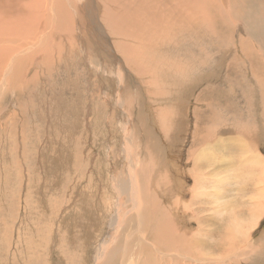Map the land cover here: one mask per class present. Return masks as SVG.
Wrapping results in <instances>:
<instances>
[{"label":"rangeland","instance_id":"1","mask_svg":"<svg viewBox=\"0 0 264 264\" xmlns=\"http://www.w3.org/2000/svg\"><path fill=\"white\" fill-rule=\"evenodd\" d=\"M171 1L175 2L168 0ZM210 1L211 4H205L207 10L202 19L206 16L208 18L209 14L212 15L208 20L203 19L205 22L200 23L202 26L199 29L195 28L200 30L199 33L189 26L181 29L155 25V30L165 29L167 37L149 43L147 61L150 60L152 44L159 41L161 45L160 41L169 39L167 47L161 53L157 51L155 57L158 61L148 65L149 68L153 67L156 74L150 73L151 71L135 73L117 49V42H120V39L116 37L123 34L113 37L108 35L109 30L104 28L99 29L98 32L93 30L94 23L89 24L86 20L84 23L86 29H82V33L77 30V35H75L76 31L71 33L74 35L73 38L70 35L67 39L64 37L61 39L63 52L57 48L58 38L54 55L52 48L50 53L47 49L37 50L36 56L32 58L34 61L26 65L29 66L27 70L25 66L23 72L25 76L15 81L11 85L13 88L3 99H0V264H69L70 262L94 264L97 255L95 247L103 233L108 232L110 222L114 218L109 215V211L111 210L112 213L113 208L106 207L105 210L103 204H111L115 211H121L123 208L127 210L124 205L120 208V203H123L126 197H118L112 179L118 175L117 172L122 173V176L128 174L129 177L125 154L123 157L125 150H122L121 137L124 134L121 128L129 120H133L131 124L134 130H141L137 134L139 143L142 142L143 146L154 145V155L163 161L167 155L166 147L163 143H160V147L157 146V140H161L162 136L165 139V135L171 134L166 144L178 142L183 157L176 160L186 164V166L182 165V170L189 176L188 182L185 185L183 182L181 186L185 193L194 180L190 176L189 163L182 158H185L191 141V132L195 129L197 131L195 142L198 139L196 147L204 142L200 136H205L207 102L211 103L209 106L213 112L220 115V122L225 118L236 119V117L242 122L234 121L230 127L219 122L216 126H225L219 132L220 137L224 136L222 140L212 143V137L208 136L205 144L209 143L207 149L209 155L206 156L210 157L212 162L205 166L209 169L207 175L211 172L213 183L207 181L205 184L215 187L214 191L221 199H216L208 189L211 197L202 196L199 199L200 204L199 202L192 204L194 206L192 211L189 206L187 207L189 209L183 207V211H180L181 215L184 212L181 219L175 214L178 221H182L178 222L180 227L177 223L178 228L185 229L188 233L191 229H198L196 222L190 220L189 216L196 208H200L201 214L211 209L215 220L219 221L216 224L226 227L228 233L223 239L224 233L217 229L218 232L208 240L209 243L203 244L202 240L206 239V234L215 232V228L219 225L208 229L204 221L205 217L199 216L202 218L200 223L208 230V232L202 230L199 232L203 244L201 252L209 250L208 253L217 258L219 245L236 244L240 246H237L236 253L240 252V256L243 255L238 264H264V247L258 248V245L264 244V208L259 207V184L255 179L257 174L251 173L252 166L258 163L251 161L255 159L249 157L240 158L243 152L238 150L237 145L240 144L238 138L241 133L256 132L257 139L264 135V85L258 81L259 77L264 79V0H226V5L220 0L219 8L213 5L214 0ZM158 9L160 13L162 11L163 16V10L160 7ZM167 10L170 11L169 8ZM216 11L221 12L216 13ZM209 19L213 23H208ZM156 21L159 22L155 20L156 24ZM209 26L213 29L217 27V31L211 30ZM102 32L104 37L101 38ZM221 37L224 42L221 41ZM140 48L142 49L143 46L140 45L139 51ZM108 49L111 51L116 49L117 53L112 54ZM183 51L184 55L181 54L184 53ZM43 53L48 54L47 57L44 58ZM62 53L67 57L65 58ZM121 58L125 66L132 71V82L125 91L117 87L118 69L123 70L124 66ZM181 59L185 63V68L181 72L178 71V77L186 82L180 83L179 79L175 78L178 84L174 85V81L169 78L177 64L172 61ZM192 59L196 72L189 68ZM40 60L49 63L44 66ZM125 66L124 68L127 69ZM150 76L153 79L152 84H149ZM190 76H192L191 80H189ZM145 86L155 90L162 86L164 90L157 99L147 95L144 91ZM206 91L209 92L208 95ZM169 107H171L169 111L163 112ZM174 112H178L177 116L182 120L176 119ZM139 123L141 125H138ZM212 128H216L214 121ZM227 132L230 133L229 136L223 135L228 134ZM175 138L179 140L175 141ZM251 141L256 145L258 143ZM260 141L261 137L258 146L264 154V140ZM244 143L241 142V146H244ZM255 149L256 153L258 149ZM242 151L248 156L246 148ZM145 155L148 156L146 153ZM178 155L176 153V157ZM165 162H161L162 165H151V162L146 161L137 163L138 167L142 168L141 174L139 173L140 179H145V175L149 180L155 176V180L165 179L168 187L163 185L162 187L168 188L169 191L170 179L177 177L172 173L169 174L171 168L169 169ZM203 170L201 168L202 174L205 175ZM246 170H250L249 173L252 177L254 175L255 180L250 174L245 175ZM239 171L241 173L244 171L245 176ZM218 176H223V180L217 183ZM154 189L159 195H167L169 209L173 207L171 209L173 210L174 204H178L175 197L180 196V193L173 188L167 193L159 191L156 187ZM188 192L184 198H188ZM199 192L201 188L196 191V197ZM103 197H107L108 201ZM170 199L172 202H169ZM159 200H162L164 205L167 202L162 197ZM101 208L102 212L99 214ZM168 212L171 216V211ZM175 217L172 215L174 222H176ZM87 228L89 234V231L85 232ZM244 240L252 241L251 247L240 243ZM224 252L225 249L222 253ZM209 260L216 262L213 259Z\"/></svg>","mask_w":264,"mask_h":264},{"label":"bare ground","instance_id":"2","mask_svg":"<svg viewBox=\"0 0 264 264\" xmlns=\"http://www.w3.org/2000/svg\"><path fill=\"white\" fill-rule=\"evenodd\" d=\"M174 1L175 2H172V1L168 2V0H0V99H3L4 96L6 95V93L13 88L11 85L15 81H19L20 79H22L25 76V75H23L24 74L23 72H25V66L27 64L29 65L30 61L31 62L34 61V59H32V58L36 56L35 54H37V52H38L37 50H40V49L46 50L47 49L48 52L50 53V50L52 48V54H53L54 48L57 45L56 44L57 40L59 39V43H58L57 48L63 52V44H62L63 41L61 43V39L63 37L65 39H67V36H70V35H72V38H73L74 35L71 33L76 31L75 35H77V30L81 32L82 29H86L85 24H84L85 20H86V22L88 21L87 23H89V24H90V22L94 23V28L93 27L92 28H93V30L95 29L98 32H99V29L103 30V28H104L105 30L107 29V31L109 30L108 35H111L113 37H116V35L123 34L122 36L120 35L121 37L120 36L116 37L117 39H120V42H117V44H118L117 49L121 53V55L124 57V59L128 63V65L134 70L135 73L142 74V73L151 71L150 73L156 74V72L154 73V71H153V67L149 68L148 65L153 63V62L158 61V59L155 57L156 54L158 53L157 51H160V53H161V51L165 47H167V45L169 43V39H167V41H165V40L160 41L161 45L158 43L159 41L153 43L151 51L149 53V59L150 60L147 61L148 57H146V56L148 54V52H147L148 48L147 47H148L149 43H152L153 40L156 41L160 38H166L167 37L166 33H165L166 30L163 28H160L161 30H155L156 26L162 25L161 27H163V26L165 27V25H166L167 28L169 26H173V27H180L181 29L186 28V26H189L192 30H193V28L199 29L200 26H202V25H200V23L204 24L203 22H205L204 20L207 18V16H206L205 19L203 18L204 20L202 19L203 15L205 16V11L207 10L206 9L207 6L205 4H211L212 3V1H210V0H174ZM222 1H223L224 5H226V0H222ZM213 5L217 8H219L221 6V1L218 0V2H215V0H214ZM159 7L163 10V13H164L163 16H165V17H163L161 15L162 11L160 13V11L158 9ZM168 8L170 9V11L167 10ZM208 11H209V13H211L210 10H208ZM217 12H221V11H216V13ZM219 14H221V13H219ZM211 15L209 14L208 18H210ZM237 16H239L238 13H237ZM221 17L223 18V15ZM208 18H207V20H208ZM223 19H225V18H223ZM232 19H234V18H232ZM155 20H159V22L156 21L157 22V24H156L154 22ZM209 21L210 22H208V23H213V21H211L210 19H209ZM215 21H216V19H215ZM213 25L214 24H212V26ZM189 29H187V30H189ZM198 29H195V30H198ZM212 29H213V27L211 28V30ZM214 29L216 30L217 27ZM214 29H213V31H214ZM199 32H200V30H198V33ZM98 35H100V33ZM102 35H103V32L101 33V38L104 37ZM142 35H144V37H142ZM226 35H228V34H226ZM79 36H81V35H79ZM113 37H111V38L113 39ZM72 38H70V39L74 40ZM227 38H225V39H227ZM221 39H222V37H221ZM221 41H223V39ZM186 42H187V40H186ZM68 43L71 44V42H68ZM114 43L116 45V41H114ZM73 45H74V43H73ZM102 45H103V43H101V46ZM140 45H141V47L143 46V48L142 49L140 48V51H139ZM204 45H206V44H204ZM205 47H207V45ZM67 48H69V47H67ZM152 49H153V51H152ZM181 49H184V48H181ZM108 50H110V49H108ZM201 50H203V47ZM42 51H44V50H42ZM110 52L112 54L114 52L117 53L116 49H115V51L110 50ZM203 52L206 53V51H203ZM64 54H65V52H64ZM181 54L184 55L185 52L181 53ZM43 55H44L43 57L45 58V57H47L48 54L43 53ZM60 55L61 54H59V56ZM62 55H63V53H62ZM40 56L42 57V55H40ZM158 56H159V54H158ZM44 58H41V59H44ZM65 58H63V59H65ZM36 59H37V57H36ZM52 59H54V58H52ZM193 59H195V58H193ZM193 59L191 60V63L189 65V68L191 67L192 71L195 69V67L193 65ZM248 59H249V57H248ZM160 60L163 62L162 57L160 58ZM40 61L44 66L49 63L46 60H40ZM64 62H66V59L64 60ZM172 63H176L177 66L174 69L172 67L173 70L171 71V73H173V74H170L169 79L170 80L172 79V81H174V85L178 84V82L174 80L175 78H178L180 83H185L186 80L181 79V77H178L179 72L183 71V69L185 68L184 61L182 59L179 61L173 60ZM122 64L125 66L123 59H122ZM42 66H40V67H42ZM124 66H123V70H121L120 68L118 69L117 87L120 88L121 91H125L126 88L129 87L130 83L132 82V75H131L132 71H130L126 66L125 67L127 69H125ZM28 67L29 66H26V70ZM147 67L149 69H147ZM18 69H19V73H20L19 75H18ZM44 69H45V67H44ZM167 72H169V71H167ZM21 73H22V75H21ZM137 74H135V76ZM192 75H193V73H192ZM149 78H150L149 84H152L153 79L151 76ZM191 79H192V76H190L189 80H191ZM32 80H34V79L32 78ZM258 81L260 82V84L264 85L263 77H259ZM257 84H259V83H257ZM143 85H144V83H143ZM142 87H144V86H142ZM205 89H207V88H205ZM163 90L164 89H162V86L158 90H155L154 88L148 89L147 86H145L144 91L147 93L148 96H152V97L154 96L157 99H159L158 95L161 94V92H163ZM214 90H215V88H214ZM167 93H168V91H167ZM208 94H209V92L206 93V95H208ZM209 104H211V103L207 102V105L209 108L207 107V116L208 117H206L207 118V126L205 129V136H200V138H202V140H204V142H202V144L199 147H196L198 139L195 142V138L197 137V134H196L197 131L195 129L193 132H191V141L189 142V148H188L187 152L185 151L186 152L185 158H182L183 161H186V163H189V166L191 168L189 170L191 173L190 176H192V178L194 180L192 182L191 186L187 185L188 186L187 188L189 189V190L187 189V191H189L187 193L188 198H184L187 191L184 193L183 192L184 189L181 188L182 183L184 182V185H185L189 179L188 178L189 176L185 173L186 171L183 172V170H182V165L186 166V164L176 160V158L180 159L181 157H183V152H182V150L179 151L178 142H176L174 144H168V143L166 144V142H168V140H170L171 134L165 135V139L162 136L161 140H157V144H158L157 146L160 147V145L163 143L164 146L166 147L165 150H166V153L168 156L165 154L166 157H165V160L163 161L154 155V153H155L154 145L153 146L152 145L143 146L142 142L139 143L137 134H139V132L141 130H137V129L134 130L133 125H132L133 120H129V122L127 121L124 125L122 124L123 128H121V129H123V131H124L123 136H121L122 137V144H123L122 150L123 151L125 150L123 153V157L125 154V162L128 165L129 177L127 176L128 174L126 176H122V173L119 174L117 172V174H118L117 176L116 175L114 176L112 174L114 176V179H112V180L114 181V189H115L116 193H118V195H119L118 197L119 198H122L123 196L126 197V200L123 203L119 202L120 208H122L121 206L124 205V207H127V210L126 209L124 210V208H123L121 211H118V210L115 211V208L111 204H103L102 203L104 205V209L106 207L108 209L111 207L113 208L112 213L110 212L111 210L110 211L108 210V211H109V215H111V217L112 218L114 217V218H113V221L110 222L108 232L106 233V231H105L104 232L105 234L103 233V236L101 237V239H99L98 244L95 247V248H97V255H96L94 264H238L239 263L240 257L243 255L240 256V254H241L240 252H239L240 254L236 253V252H238L237 246L240 247L239 245H236V244H230L229 246L224 245L225 247L222 244L219 245L217 247V249L219 250L217 258L211 256L210 255L211 253H208L209 250L207 252H201L202 251L201 249L203 248V244L209 243L208 240L210 238H212L213 234H216L218 232L217 229L224 233L223 239L225 238V235L228 233V230L226 229V227H224L223 225L220 226L218 223V225L220 226L219 227L216 224L219 221L215 220V217H214L211 209L206 210V211H204L205 213L201 214L200 208H198V209L196 208V210L193 211V213H191V215L189 214L190 215L189 219L195 221L196 225L198 227V229L189 230L190 233L186 232L185 229L181 230L178 228V224H179V227L181 226L180 223H178V222H182V221H178V217L177 218L175 217V214H176L177 216H180V219H181V216L183 215L184 212L182 213V215L180 213L183 211L182 208L185 206H186V209H189V208H187L188 206L191 207V211H192L193 207H194L192 204H196L198 202L200 204L201 202L199 199L202 196L206 195V198H207V196L211 197L208 189H210V191L212 192V194L215 196L216 199H219V200L221 199L220 195H218L216 193V191H214L215 187L212 188L209 185L205 184L207 181H211V184L213 183L212 179H211V172H209V175H207L208 173H206V172H208L209 169H208V166H205V165L209 162L211 163L212 161L210 160L211 159L210 157L206 156V155H209V154H207V149L209 147L208 146L209 143H207V144H205V143H206L209 135L212 137V143H214L215 141L222 140V138H224V136L220 137L221 133H219V132H221L223 130V128L225 127V126H220V127L216 126V125H219L221 118H220V115L216 114V112L215 113L213 112V109L211 108V106H209ZM170 108L171 107L165 109L163 112L169 111ZM176 111L177 110H175V112ZM175 112H174V116H176L175 118L182 120L181 117L178 118V116H177L178 112L177 113H175ZM203 119H205V118H203ZM212 121H214L216 128H212ZM234 121H237V122L239 121V123L242 122L241 119H237V117H236V119L235 118H232V119H226L225 118L220 122V124L223 123L224 125L230 127ZM138 125H141V124L139 123ZM134 127H135V125H134ZM254 130H257V129L254 128ZM144 132H145V130H144ZM223 133H225V132H223ZM229 134L230 133L223 134V135L229 136ZM237 134H239V133H237ZM260 134H263V133H260ZM216 135H218V137ZM260 137H261V141L264 140V135H261ZM260 137L258 139L256 138V132H253V133L248 132L246 134L241 133L240 137L238 138V140L240 139V144H237V145L239 147L238 150L241 153L243 152L240 155V158L241 157H244V158L249 157V159H255V160H251V161H253V162L257 161V163H258L257 165L252 166L253 169H251V168L250 169L252 170L251 173H254L255 175L257 174L255 179H257L256 182L259 184V187H258L259 196H260L259 207L264 208V154L261 152V150L258 146ZM141 138H142V135H141L140 139ZM177 140H179V139H176L175 141H177ZM251 140L257 141L258 142L257 145L255 144V142H252ZM175 141H173V142H175ZM241 142H245L244 146H241ZM230 143H232V142H230ZM245 148L247 149L248 156L246 155V153L244 151H242ZM255 148L258 149V151L256 153L254 152L256 150ZM236 149H237V147H236ZM158 151H160V150H158ZM145 153L148 156H146ZM176 153L179 154L177 157H176ZM144 161L151 162V165H155V164L162 165L163 163L161 164V162L166 161L165 164H167L169 169L171 168V170H170L171 172H169V174L172 173L173 176L175 175L177 177V178H173V176H172L173 179L172 180L170 179V182H171L170 188H173L176 192L180 193V196L175 197V199H177V201H178V204L177 203L174 204V209H173V210H175L174 212H173V210H171L173 207L171 209H169L170 204L168 205L167 195H159V192L155 191L156 189H154L156 187V188H158L159 191H161L163 193H167L168 188L162 187V185L168 187V182H166L165 179H159V180L156 179L155 180V178H156L155 175H154L155 178H152L150 180L146 178V175H145V179H140L139 173L141 174L142 168H139L137 163L144 162ZM244 161H247V159H244ZM152 162L154 164H152ZM252 164H254V163H252ZM228 165H230V164H228ZM164 166H166V165H164ZM199 166L202 169H204L203 171H204V173H206L205 175L202 174L203 172H201V168ZM225 166L227 167L226 163H225ZM168 167H167V169H168ZM239 168H241V167H239ZM248 169H249V167H248ZM260 170H262L261 173H260ZM240 171H239V173H241ZM249 171L250 170H246V172H247V174H245L246 176L248 174H250ZM142 172L144 174L146 173L144 171H142ZM243 173H244V171L241 174H243ZM245 175L243 174V176H245ZM250 176H251V174H250ZM233 177H235V176H233ZM253 177H254V175H253ZM240 178H241V176H240ZM216 179H217V183H218L221 180H223V176H218ZM248 179H249V177H248ZM149 184H151V185L149 186ZM170 188H169V191H170ZM200 188H201V192H199L198 196L196 197L195 193ZM237 188H239V186ZM237 190L239 192L241 191L240 189H237ZM245 192H247V190ZM103 193H104V196H106L105 192H103ZM192 195H193V197H192ZM108 197H111V196H108ZM160 197L164 198V200H167L165 205L162 204V202H161L162 200L161 201L159 200ZM103 198H105V197H103ZM191 198H193V200ZM101 199H102V197L100 198V200ZM105 199H106V201H108L107 197ZM112 201H113V199H112ZM170 201H171V199L169 200V202ZM99 204H100V202H99ZM117 205H118V203H117ZM107 208L105 210H107ZM205 208L208 209V207H205ZM168 211H171L170 213H172V215H174L176 222H174V220H173L174 218H172V215L170 216ZM262 211H260V212H262ZM101 212H102V208L100 209L99 214H101ZM263 214H264V212H263ZM78 215L81 218L80 213ZM105 215H104V217H105ZM186 215L188 216V214H186ZM199 216L205 217L204 221L206 222L208 229H209V227H213V226L217 225L218 228H215V232H213V233L208 232V230H206V228H204V225H202L200 223V219H202V218ZM96 217H97V215H96ZM182 225H183V223H182ZM185 225L187 226L188 224H185ZM189 225H191V224H189ZM192 225H193V223H192ZM87 226H89V225H87ZM263 226H264V224H263ZM83 227H84V225H83ZM90 227H88V228L90 229ZM187 228L189 229L190 227H187ZM191 228H192V226H191ZM89 229L87 231H85L86 230L85 229L84 231L87 233L89 231ZM105 229H106V227H105ZM201 230L208 232V234H206L205 240H202L199 237V232ZM89 233H90V231L88 232V234ZM201 233H203V232H201ZM200 239L202 240L203 244L201 243ZM75 242H77V241H75ZM251 242L252 241L244 240L243 242H240V243H242L243 245H245L247 247H251ZM68 243H69V241H68ZM91 243H92V241H91ZM72 244H73V242H72ZM77 245H79V243ZM87 245L89 246V244H87ZM210 245H212V244H210ZM71 247H72V245H71ZM263 247H264L263 243H261V245H258V248L262 249ZM81 249H82V247H81ZM224 249H225V252L222 253ZM252 251H250V252H252ZM56 254H58V253H56ZM233 258H237V259L233 260ZM209 259H213L216 262L214 263L213 261H210ZM69 264H71V262Z\"/></svg>","mask_w":264,"mask_h":264}]
</instances>
